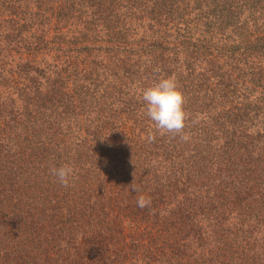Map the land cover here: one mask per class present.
<instances>
[{"label": "trees", "instance_id": "1", "mask_svg": "<svg viewBox=\"0 0 264 264\" xmlns=\"http://www.w3.org/2000/svg\"><path fill=\"white\" fill-rule=\"evenodd\" d=\"M0 264H264V0H0Z\"/></svg>", "mask_w": 264, "mask_h": 264}, {"label": "clouds", "instance_id": "2", "mask_svg": "<svg viewBox=\"0 0 264 264\" xmlns=\"http://www.w3.org/2000/svg\"><path fill=\"white\" fill-rule=\"evenodd\" d=\"M142 99L146 102L147 116L155 122L157 130L162 134L183 133L188 119L184 106L186 97L174 76L162 78L154 85L143 89ZM189 138L187 134L181 135L182 140L187 141ZM154 139L155 136L151 134L147 137L149 142ZM52 171L64 186L69 185L70 177L73 175L71 166L63 165ZM137 205L142 209L148 207L151 205V198L139 195Z\"/></svg>", "mask_w": 264, "mask_h": 264}]
</instances>
